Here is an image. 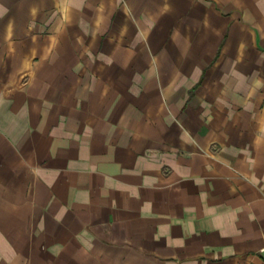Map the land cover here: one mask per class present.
I'll return each mask as SVG.
<instances>
[{"label": "crops", "instance_id": "0c3cea01", "mask_svg": "<svg viewBox=\"0 0 264 264\" xmlns=\"http://www.w3.org/2000/svg\"><path fill=\"white\" fill-rule=\"evenodd\" d=\"M264 0H0V264H264Z\"/></svg>", "mask_w": 264, "mask_h": 264}, {"label": "built area", "instance_id": "2783aa9c", "mask_svg": "<svg viewBox=\"0 0 264 264\" xmlns=\"http://www.w3.org/2000/svg\"><path fill=\"white\" fill-rule=\"evenodd\" d=\"M262 251H264V248L262 249Z\"/></svg>", "mask_w": 264, "mask_h": 264}]
</instances>
